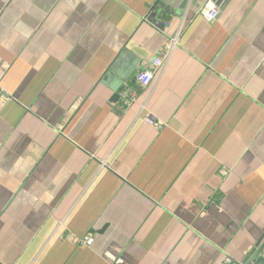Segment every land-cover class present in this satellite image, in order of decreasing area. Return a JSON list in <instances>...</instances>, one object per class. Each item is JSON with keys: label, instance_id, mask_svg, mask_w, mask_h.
Instances as JSON below:
<instances>
[{"label": "crops", "instance_id": "1", "mask_svg": "<svg viewBox=\"0 0 264 264\" xmlns=\"http://www.w3.org/2000/svg\"><path fill=\"white\" fill-rule=\"evenodd\" d=\"M204 1L0 0V264H244L264 243V0H212L211 23Z\"/></svg>", "mask_w": 264, "mask_h": 264}, {"label": "built area", "instance_id": "2", "mask_svg": "<svg viewBox=\"0 0 264 264\" xmlns=\"http://www.w3.org/2000/svg\"><path fill=\"white\" fill-rule=\"evenodd\" d=\"M219 13V8L212 0H205L200 10L201 17L208 23L214 22L218 18ZM177 46V37L173 36L168 38L161 53L152 61L147 63L145 62L140 66V69L137 71L134 77L133 84L125 86L119 93L120 104L116 107L119 112L125 111L136 102L138 93L150 85L153 77L163 68L171 52ZM145 120L150 125H156L155 120L148 115L146 116ZM91 242L92 239H86L87 244H90ZM112 260L114 263H121L120 260ZM227 263L235 264L230 260H227Z\"/></svg>", "mask_w": 264, "mask_h": 264}, {"label": "water", "instance_id": "3", "mask_svg": "<svg viewBox=\"0 0 264 264\" xmlns=\"http://www.w3.org/2000/svg\"><path fill=\"white\" fill-rule=\"evenodd\" d=\"M262 238L258 241L255 249L251 251L244 264H264V243Z\"/></svg>", "mask_w": 264, "mask_h": 264}]
</instances>
